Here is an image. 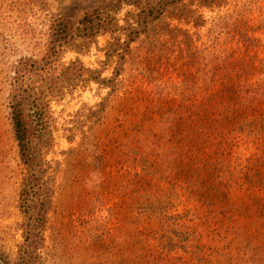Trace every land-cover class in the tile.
<instances>
[{
    "label": "rangeland",
    "instance_id": "1",
    "mask_svg": "<svg viewBox=\"0 0 264 264\" xmlns=\"http://www.w3.org/2000/svg\"><path fill=\"white\" fill-rule=\"evenodd\" d=\"M105 7L109 30L61 41L64 21ZM57 45L30 85L48 106L45 133L30 112L45 182L35 264H264V0H0V264L25 236L8 67ZM228 84L253 99L219 148L204 133Z\"/></svg>",
    "mask_w": 264,
    "mask_h": 264
},
{
    "label": "trees",
    "instance_id": "2",
    "mask_svg": "<svg viewBox=\"0 0 264 264\" xmlns=\"http://www.w3.org/2000/svg\"><path fill=\"white\" fill-rule=\"evenodd\" d=\"M106 7L101 12H97V10L91 9L88 12L84 13L82 16H79L77 19H67L66 21H64L63 30H60V34L62 37L61 41L67 38L85 37V35L92 37L96 33H102L109 30L110 24L113 23V21L108 18L109 9H107ZM148 7L149 3L148 6L144 7V10H142L139 15L140 22L137 23L138 29H136L134 32L135 37H137L141 32H145V20L147 19V17H150L152 14H154V10L148 9ZM141 19H143L144 21L142 22ZM220 29H223L226 33L230 31V28H228L227 26H224ZM233 32L234 34H239V31L237 30V27L235 25ZM133 41H135V38H130L127 42L122 44V46L126 48L128 44ZM58 43L60 44L61 42ZM59 46L60 45H57V48H52V52L54 53L50 55V58L48 57L42 60L23 58L13 62L8 67L6 85L8 86L7 99L9 120L12 127L14 139L19 149L20 160L26 170V176L24 178L22 190L20 193L21 208L25 217V236L24 243L19 247L15 264H35V259H37V257L36 255H34V252L43 243V232L46 225V217L44 211V203L42 200H44L45 198V192L40 188L42 178L37 174V172L39 171V157L38 151L36 150V142L41 138L42 135L36 134V129H32L33 121L30 120V112L33 108L36 109V127L40 125L41 133H45L47 123L45 121L46 118L44 114L46 113L45 109L47 108L48 110V106L46 104H42L41 99L31 100L30 93L32 91V88L30 87V85L32 84L31 81L36 76L44 74L45 72H47V70H50V68L57 64L58 60L57 58H55V53L57 52L56 50L59 48ZM77 65H79L77 62L71 64L72 67ZM69 70L71 69H67V71ZM222 91L224 92L222 98L218 101H214V103L210 106V128L205 130L204 133H208L206 134V136L211 134L213 136H216L219 140V148L224 147L226 144L225 138L223 137L226 134V130H228V133L235 134L236 130L244 126L242 116L244 115V111L247 109H245L241 104V98L249 101L253 99L251 90H244L242 87L237 88L236 85L231 86V84H228L225 88H223ZM213 107L216 110H214ZM230 129H234L235 131L233 132ZM200 144L201 143H196L197 146H199ZM216 162L214 164H211V167L206 170L205 174V178L210 183L211 188L215 187L214 183L218 179L224 178L227 174V171L221 172L223 170H227V167L225 165L226 162L220 159V157L217 158ZM253 171L254 170H252L247 178L251 180L253 177L255 178L254 180H258L259 174L253 175ZM194 173L197 179H199V177L200 179L202 178L200 169L198 171L195 169ZM41 184H45V182H42ZM216 188L220 192L221 187ZM211 197L212 195L209 192V198ZM38 201H41V203L39 204ZM3 261L4 264H10L9 259L6 256Z\"/></svg>",
    "mask_w": 264,
    "mask_h": 264
}]
</instances>
